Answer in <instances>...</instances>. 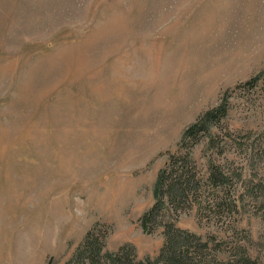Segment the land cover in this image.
I'll return each mask as SVG.
<instances>
[{
  "label": "rangeland",
  "instance_id": "obj_1",
  "mask_svg": "<svg viewBox=\"0 0 264 264\" xmlns=\"http://www.w3.org/2000/svg\"><path fill=\"white\" fill-rule=\"evenodd\" d=\"M219 104L191 156L222 206L174 224L264 264V0H0V264H63L94 225L154 257L157 171Z\"/></svg>",
  "mask_w": 264,
  "mask_h": 264
},
{
  "label": "trees",
  "instance_id": "obj_2",
  "mask_svg": "<svg viewBox=\"0 0 264 264\" xmlns=\"http://www.w3.org/2000/svg\"><path fill=\"white\" fill-rule=\"evenodd\" d=\"M224 107L219 104L205 111L184 128L179 145L184 150L168 154L164 164L158 169L154 182V201L139 218L143 232L150 233L158 226L162 228L163 242L157 254L138 259L133 247L128 244L116 250H106L103 244V231L92 226L77 244L71 255L63 264H234L250 262L243 252L221 257L210 246L208 239L175 226L177 214L187 206L195 205V210L204 206L208 198L207 188L212 189L209 205L216 210L222 206L218 201V189H225L230 181L226 170L220 169L211 157L207 160V170L202 173L197 168L191 147L195 135L208 128L218 120ZM225 193V191H224Z\"/></svg>",
  "mask_w": 264,
  "mask_h": 264
}]
</instances>
